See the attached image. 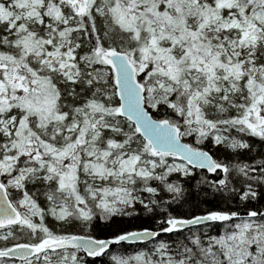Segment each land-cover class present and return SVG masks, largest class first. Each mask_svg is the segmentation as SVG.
Segmentation results:
<instances>
[{"label": "snow or ice", "instance_id": "snow-or-ice-1", "mask_svg": "<svg viewBox=\"0 0 264 264\" xmlns=\"http://www.w3.org/2000/svg\"><path fill=\"white\" fill-rule=\"evenodd\" d=\"M0 264H264V0H0Z\"/></svg>", "mask_w": 264, "mask_h": 264}]
</instances>
